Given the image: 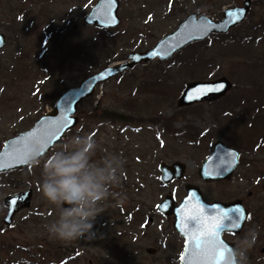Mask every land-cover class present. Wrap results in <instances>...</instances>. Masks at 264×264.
I'll use <instances>...</instances> for the list:
<instances>
[{
  "label": "rangeland",
  "instance_id": "obj_1",
  "mask_svg": "<svg viewBox=\"0 0 264 264\" xmlns=\"http://www.w3.org/2000/svg\"><path fill=\"white\" fill-rule=\"evenodd\" d=\"M97 1L0 0V33L6 37L0 51V149L33 125L28 118L36 121L53 109L55 101L35 99L32 93L42 81L35 68L38 55L45 63L42 78L59 96L128 54L152 47L195 10L220 21L224 8L243 2L119 0L120 25L99 29L83 23ZM262 20L264 0H256L244 22L223 38L213 35L169 61L140 64L100 84L78 106L77 126L45 157L28 171L0 174V264H180L184 240L173 228V215L162 216L156 206L167 195L179 204L187 185L200 188L209 203L242 202L248 218L230 239L242 250L249 229H255L259 236L248 264H264V109L258 107L264 103V88L259 94L254 84L264 82ZM48 24L58 32L53 46L40 40ZM221 77L232 85L221 99L178 106L187 83ZM94 110L118 112L126 119L111 122L84 115ZM77 136L94 142L88 165H110L118 180L105 184L108 195L98 202L92 235L63 241L48 231L59 219L61 205L45 200L41 186L45 179H55L45 168L56 154L70 156L83 147L74 142ZM218 140L240 153L239 167L228 180L205 183L198 170ZM173 162L184 163L185 173L164 185L158 166ZM28 189L30 206L5 225V198Z\"/></svg>",
  "mask_w": 264,
  "mask_h": 264
},
{
  "label": "water",
  "instance_id": "obj_2",
  "mask_svg": "<svg viewBox=\"0 0 264 264\" xmlns=\"http://www.w3.org/2000/svg\"><path fill=\"white\" fill-rule=\"evenodd\" d=\"M254 1L256 0H243L241 6L235 5L224 8L220 21H214L206 15H200V12L197 10L182 20L172 32L158 40L154 46L144 51L132 52L128 54L123 61L108 65L100 71L87 76L77 85L62 92L55 100L51 112L39 117L29 129L18 133L4 142L3 147L0 149V174L22 170L45 157L56 145H58L65 133L77 126L79 122L77 117L78 106L94 94L98 85L112 80L137 65L146 64L154 60L160 62L171 60L176 54L180 53L190 44L203 42L211 35L227 34L231 29L237 27L245 20L250 11L251 4ZM118 9L119 0H98L83 17V23L87 27L99 29L117 28L121 23V19L118 16ZM5 45L6 37L3 33H0V51ZM152 53H156V55ZM221 85H223V87L219 91H209V89L220 88ZM231 87L230 81L225 77H221L214 81H194L187 83L178 99V106L182 108L194 104L217 101L221 99ZM69 108H71V111H68ZM63 116H66L71 123L61 127L48 143L44 144L42 147L39 146L36 141L43 134L44 130L51 126L50 122L59 121ZM25 145H28L32 149L29 155H12L13 148H23ZM239 161V152L218 140L212 145L211 153L201 164L198 175L205 183L228 180L236 171ZM158 170L160 172L161 183L168 185L174 180L178 181L183 178L185 164L182 162H173L170 165L161 163L158 166ZM185 190L186 195L179 204L174 201L172 196L167 195L156 206L157 212L162 216L167 217L173 215V228L184 238V250L182 255L186 254V246L189 238L180 227L181 219L179 210L184 206L185 201L192 194H194V201H198L207 208L218 206L219 208L227 210L239 207L244 211L245 219L240 221V226L238 228L233 229L226 227L219 232V241L225 248L223 254L229 251V246H236V244L227 243L222 236L226 232L239 234L244 227L248 218V211L242 202L240 200H235L227 203H208L205 201L200 188L197 186L187 185ZM31 198L32 191L29 189L7 196L4 200L6 214L3 218V223L5 225H11L16 213L30 206ZM63 206L64 208L71 207L67 204ZM191 212L192 209L189 207L186 210V215H190ZM190 226H194V222H192ZM261 253H264V248L261 250ZM181 257L180 263L186 264V261L182 260ZM219 264H222V260L219 261Z\"/></svg>",
  "mask_w": 264,
  "mask_h": 264
},
{
  "label": "clouds",
  "instance_id": "obj_3",
  "mask_svg": "<svg viewBox=\"0 0 264 264\" xmlns=\"http://www.w3.org/2000/svg\"><path fill=\"white\" fill-rule=\"evenodd\" d=\"M74 142L83 144V147L70 156L56 154V159L45 168L55 179H45L41 186L45 200L61 205L59 219L48 227V231L53 238L63 241L92 235L98 202L108 195L105 184L118 180L116 169L110 165L107 169L88 165V153L94 147L92 140L77 136ZM65 204L71 207L64 208ZM258 236L255 229H249L242 241L243 249L229 246V251L223 254L222 264H248V253L255 246Z\"/></svg>",
  "mask_w": 264,
  "mask_h": 264
},
{
  "label": "snow or ice",
  "instance_id": "obj_4",
  "mask_svg": "<svg viewBox=\"0 0 264 264\" xmlns=\"http://www.w3.org/2000/svg\"><path fill=\"white\" fill-rule=\"evenodd\" d=\"M152 54L156 55V53ZM222 87L223 85L220 88L209 89V91H219ZM68 111H71V108ZM68 123L71 121L66 116H63L59 121L50 122L51 126L44 130L36 143L42 147L55 136L61 127ZM31 150L28 145L23 148H13L12 155L27 156ZM189 207L192 212L190 215H186V210ZM179 213L180 227L189 238L186 254L181 257L186 261V264H219L225 251L224 245L219 241L220 230L226 227L238 228L240 221L245 219L244 211L239 207L227 210L218 206L207 208L198 201H194V194L185 201ZM192 222H194V226H190Z\"/></svg>",
  "mask_w": 264,
  "mask_h": 264
},
{
  "label": "trees",
  "instance_id": "obj_5",
  "mask_svg": "<svg viewBox=\"0 0 264 264\" xmlns=\"http://www.w3.org/2000/svg\"><path fill=\"white\" fill-rule=\"evenodd\" d=\"M261 24H264V20L261 21ZM57 36H58V32L55 29L54 24H48L45 28H43V32L40 35V40L42 45L44 46H48V44H50V46H53L56 42H57ZM217 37L223 38L224 36H220L217 35ZM233 41L235 40L234 37L231 38ZM239 43H243V40L239 39L238 40ZM205 42V41H204ZM201 44L203 42H200ZM200 43H196V44H191L190 46H196L197 44ZM188 46V47H190ZM181 53V52H180ZM179 53V54H180ZM178 55V54H177ZM43 55H38L37 60L35 61V68H36V73H38V81L42 80L40 83H35L34 87L32 88V93L35 92L33 94V96H36L35 99H39L41 101L43 100H49L50 104L53 103V101H55V99L58 97L57 94H54L52 89L49 88V86H47V82L48 79L47 78H42V73H43V68L45 67V63H43ZM262 72H264V69L262 70ZM89 73H87L88 75ZM42 78V79H40ZM257 86V90L259 92V94H261V88H264V82H262L261 84L258 83H254ZM63 85V84H62ZM64 87V86H63ZM63 90V89H62ZM257 102V101H256ZM263 102V101H262ZM260 102L258 106L261 110L264 109V103ZM262 103V104H261ZM87 118H90L92 120H98V119H104L106 121H111V122H118V121H124L126 119V117L118 112H107L106 110H103L101 113H97L95 110L91 111L90 114H84ZM241 115H238V118L241 119ZM29 121H31V123L33 124L35 122V117H30L28 118ZM151 121H154L153 119H151ZM251 124V123H250ZM249 124V125H250ZM260 140H259V144L260 145ZM23 170L28 171L29 170V166L25 167Z\"/></svg>",
  "mask_w": 264,
  "mask_h": 264
},
{
  "label": "flooded vegetation",
  "instance_id": "obj_6",
  "mask_svg": "<svg viewBox=\"0 0 264 264\" xmlns=\"http://www.w3.org/2000/svg\"><path fill=\"white\" fill-rule=\"evenodd\" d=\"M232 236H236V234L231 233V232H226L223 234L222 237L227 243L236 244L233 240L230 239ZM236 246H237V244H236ZM183 249H184V241H183L181 248L179 249L180 257H181V254L183 252ZM180 257H179V262H180Z\"/></svg>",
  "mask_w": 264,
  "mask_h": 264
}]
</instances>
